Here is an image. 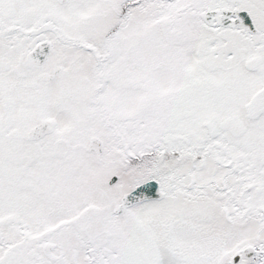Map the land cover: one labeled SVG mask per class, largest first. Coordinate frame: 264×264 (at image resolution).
<instances>
[{"label": "snow or ice", "instance_id": "snow-or-ice-1", "mask_svg": "<svg viewBox=\"0 0 264 264\" xmlns=\"http://www.w3.org/2000/svg\"><path fill=\"white\" fill-rule=\"evenodd\" d=\"M0 264H264V0H0Z\"/></svg>", "mask_w": 264, "mask_h": 264}]
</instances>
